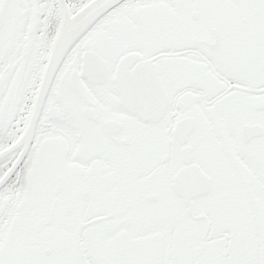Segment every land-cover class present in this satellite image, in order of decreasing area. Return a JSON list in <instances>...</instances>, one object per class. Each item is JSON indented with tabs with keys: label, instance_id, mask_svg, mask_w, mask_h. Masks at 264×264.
Returning <instances> with one entry per match:
<instances>
[{
	"label": "snow or ice",
	"instance_id": "obj_1",
	"mask_svg": "<svg viewBox=\"0 0 264 264\" xmlns=\"http://www.w3.org/2000/svg\"><path fill=\"white\" fill-rule=\"evenodd\" d=\"M0 264H264V0H0Z\"/></svg>",
	"mask_w": 264,
	"mask_h": 264
}]
</instances>
